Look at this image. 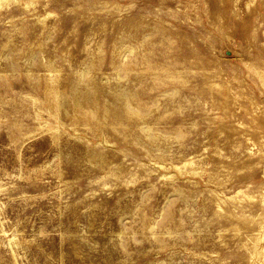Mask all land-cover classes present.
Masks as SVG:
<instances>
[{"label": "rangeland", "instance_id": "1", "mask_svg": "<svg viewBox=\"0 0 264 264\" xmlns=\"http://www.w3.org/2000/svg\"><path fill=\"white\" fill-rule=\"evenodd\" d=\"M0 264H264V0H0Z\"/></svg>", "mask_w": 264, "mask_h": 264}]
</instances>
